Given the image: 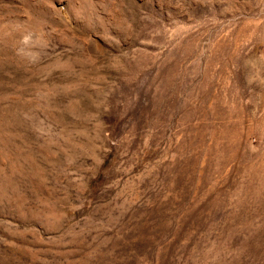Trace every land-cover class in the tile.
Listing matches in <instances>:
<instances>
[{
	"label": "rangeland",
	"instance_id": "1",
	"mask_svg": "<svg viewBox=\"0 0 264 264\" xmlns=\"http://www.w3.org/2000/svg\"><path fill=\"white\" fill-rule=\"evenodd\" d=\"M0 264H264V0H0Z\"/></svg>",
	"mask_w": 264,
	"mask_h": 264
}]
</instances>
